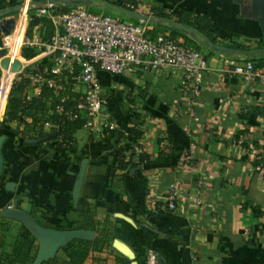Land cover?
<instances>
[{"label":"crops","instance_id":"obj_1","mask_svg":"<svg viewBox=\"0 0 264 264\" xmlns=\"http://www.w3.org/2000/svg\"><path fill=\"white\" fill-rule=\"evenodd\" d=\"M137 1L156 5L170 15L171 21L177 22L176 14L189 23L204 20L206 32L214 39L211 43L231 49L209 47L204 43L208 40L201 41L199 37L203 36L188 26L190 34H176L182 41L189 35L203 43L196 49L206 62L193 104L196 119L187 114L175 72L140 69L114 76L97 71L102 111L110 114L114 128L92 134L79 127L65 146H59L55 126L49 122L52 127L43 129L41 122L53 113L55 101L75 93L72 74L63 73L59 88L48 92L30 85L25 76L49 64L50 56L36 48L32 40L48 39L54 30L51 17L58 8L55 3H63L52 0L30 7L38 21L29 26L28 9L23 24L22 17L18 18L7 53L10 62L16 60L17 69L0 67V136H4L0 145V210L20 209L41 226L60 229L78 217V202L88 203L96 229L93 237L97 235L103 242L91 249L81 264H120V259L144 264L148 250L155 254L157 264H264V233L260 229L264 216L254 218L248 207L241 209L242 202L248 201L264 211V66L254 67V76L248 82L227 72L230 62L249 61L264 49L255 0ZM86 2L100 12L110 10L109 3ZM13 15L0 19V25L6 20L14 23ZM167 22L156 18L154 33L169 34ZM152 23L148 25L153 29ZM233 44L249 47L250 51L235 49ZM4 79L8 81L6 86ZM21 79L26 108L19 113L20 118L10 119L6 102L12 84ZM37 99L39 105L34 103ZM32 118L37 119L33 130L24 131V124ZM129 129L139 132L137 150L149 161L139 163L134 154L133 164L123 172L115 166L129 139ZM37 130L39 137L49 133L55 136L28 143L26 140L38 138L31 137ZM188 152L193 170L183 162ZM159 155L165 157L159 160ZM82 159H86V165L79 197L73 204L72 191ZM138 169L146 178L145 193L132 182V173ZM7 182L12 183L10 189L5 188ZM197 182L202 189L198 207L185 196ZM171 183L184 195L176 198L173 211L163 203ZM5 220L10 227L19 224ZM115 241L123 243L133 257L123 254Z\"/></svg>","mask_w":264,"mask_h":264},{"label":"built area","instance_id":"obj_2","mask_svg":"<svg viewBox=\"0 0 264 264\" xmlns=\"http://www.w3.org/2000/svg\"><path fill=\"white\" fill-rule=\"evenodd\" d=\"M30 1H20L23 6L14 12L12 28L0 33V52H4L3 55H7L11 40L15 37V25L20 16L24 23ZM125 7L127 11L151 15V6L145 2L137 1L134 5L125 4ZM9 15L12 16V13ZM51 20L54 30L48 39L32 40L36 48L50 56V62L47 66L28 72L25 78L38 90L45 87L55 91L59 88L60 76L63 73L72 74L74 92L77 94L74 105L71 109H64L62 103L66 99L62 97L57 100L53 112L81 118V127L92 134L112 130L114 125L110 114L102 111L103 100L96 72L104 71L120 76L149 69L178 74L177 90L188 116L196 119L193 104L202 81V72L206 69V62L196 49L178 38H171L166 32L151 35L152 28L147 21L125 22L107 13L89 11L81 6L55 12ZM20 44L19 40L17 56ZM229 64L231 68L227 72L244 82L254 76V67L250 61ZM41 125L43 129L52 127L48 121L41 122ZM183 162L193 170L191 153L184 154ZM178 196L182 198L184 195H180L173 183L169 184L163 196V203L168 210L175 209L174 201ZM185 196L194 206H200V184L197 182ZM144 264H157L152 251L146 252Z\"/></svg>","mask_w":264,"mask_h":264},{"label":"trees","instance_id":"obj_3","mask_svg":"<svg viewBox=\"0 0 264 264\" xmlns=\"http://www.w3.org/2000/svg\"><path fill=\"white\" fill-rule=\"evenodd\" d=\"M33 1H43V0H33ZM109 4L113 3V0H100ZM137 2V0H119L118 7L125 10V4H131L134 5ZM20 3V0H0V10H3L5 8L12 7L13 5ZM68 4H62L60 5V11H65L69 9ZM74 6V5H73ZM151 14L154 18L171 21L172 18L169 14L164 13L159 8H156V5H152L150 7ZM31 9H28V16L30 18L29 20V26L37 23L38 19L32 15ZM176 21L182 23L185 26H188L192 28L193 30H196L199 32L204 39L214 42V39L209 35V33L206 32L207 24L204 23V20L196 19L195 22L189 23L186 21L183 17H181L179 14H176ZM151 24V23H150ZM205 24V25H204ZM152 25L156 26V22L152 23ZM167 27L170 29L169 36L171 38H175V35L180 33L179 31L171 28L167 25ZM154 29V28H153ZM153 29L150 30L151 35L156 32ZM186 38V37H185ZM184 42L194 49H197V46H195L193 43L187 42V40H184ZM230 46V45H228ZM233 48L239 49L241 51H250L249 47H243L241 45H232ZM257 49L260 48V43H257ZM253 67H261L264 66V54L263 53H257L251 58L248 59ZM72 80V79H71ZM5 81V86L7 85L8 81ZM0 87L3 82V74L1 73V80H0ZM23 82L24 80L21 79L19 82L12 84V87L10 89V96H8L7 102H6V114L8 118H20L19 113H22L23 110L26 108L24 106L23 97L21 96L22 90H23ZM71 82V81H70ZM45 88V87H44ZM47 89V88H46ZM49 91V89L45 90ZM77 98L76 93H71L68 95L67 99L63 101L62 105L64 109L68 108L71 109L74 105V101ZM34 103H37L39 105V100H35ZM57 103L55 101L53 103L52 108H54V105ZM43 120H46L50 122L52 125H54V130L56 132L55 139L59 138L57 140V144L59 146H65L70 140H71V133L81 127L82 125V119L81 118H71L70 116L64 114V113H55L53 112ZM37 119L32 118V120L29 123L24 124V131L31 129V131L34 128V124ZM42 121V120H41ZM20 133L23 135V131H20ZM25 136V135H23ZM40 131L37 130L34 133H32L31 137H39ZM139 136V132L134 129H129V139L126 141L122 148L120 155L117 158L116 163V170H121L123 172L126 171V169L133 164V155L136 154L137 161L139 163L147 162L148 156L144 153L138 152V150H134V147H136V140ZM165 155H159L157 158L159 160L163 159ZM253 163H257V161H253ZM262 178L264 180V168L262 170ZM132 182L135 187H137L142 193H145L147 191V184H146V178L142 174V171L140 169L135 170L132 173ZM248 207L250 214L254 218H259L264 216V211L261 206L259 205H251L248 201H243L241 204V209H245ZM75 211L77 212V218L72 220L70 225L68 227H62L59 230H65V229H81V230H90L93 232H96L95 224L92 219V212L91 208L88 203L84 201H80L76 204ZM5 218L0 217V264H31V261L33 259L34 253H35V241L33 237L30 235V233L21 225L18 224L15 233L12 236L11 241L8 243V250L5 249L4 244V238L7 236L9 232V224L5 222ZM261 231L264 233V222L263 225L260 226ZM103 241L98 238L97 235L92 237L91 240H85V239H73L64 246H61L59 250L57 251V254L51 259H48L45 262H42L41 264H81V262L84 260L88 252L98 247ZM120 264H129L128 260L126 259H120Z\"/></svg>","mask_w":264,"mask_h":264},{"label":"water","instance_id":"obj_4","mask_svg":"<svg viewBox=\"0 0 264 264\" xmlns=\"http://www.w3.org/2000/svg\"><path fill=\"white\" fill-rule=\"evenodd\" d=\"M46 1L52 2V0L30 1L27 5V8L34 7L35 5H40L41 3L46 2ZM71 1L76 4L83 3V0H71ZM61 2L63 4H66V1L64 0H61ZM254 4L256 8V15H257V20H258L260 29L264 33V13H263L264 0H255ZM22 6H23L22 3H17L13 5L12 7L0 10V18L19 11L22 8ZM127 14L136 20L147 21L150 23L156 22V18H154L151 15L141 14V13H137L133 11H127ZM167 25L175 30L182 31L187 34H190L191 32L189 28L175 21H168ZM12 26H13L12 20L3 21L2 24L0 25V31L8 32L12 28ZM204 43L208 45L209 47H214L217 50H221V51L231 50L222 45L212 44L210 41H205ZM258 52L264 54V49L258 50ZM0 57H1L0 67H5L7 58L5 57V55H1ZM17 66L18 65H17L16 60H13L10 65V69L16 70ZM54 136H55V133H49L44 136H41L35 139H29L26 141L28 143H38L43 140L53 138ZM3 139H4V136L3 135L0 136V145ZM85 165H86V159H82L79 164L78 172L76 175V180H75L73 191H72L73 204H76L78 197H79V190H80V186H81L82 179H83ZM1 169H2V158L0 156V172H1ZM133 169L134 168H131L130 171H132ZM10 187H12V183L7 182L5 184V188L10 189ZM0 217L11 219L13 221L18 222L30 233V235L35 240L36 250H35L33 259L31 261V264H41L42 262H45L48 259L53 258L61 246H64L65 244H67L73 239L91 240L93 237V231H90V230H81V229L59 230V229L41 226L26 212L20 209H16V208L7 207L4 209H1ZM115 244L123 254L129 256V258L133 257L131 252L128 250V248L123 243L115 241Z\"/></svg>","mask_w":264,"mask_h":264},{"label":"rangeland","instance_id":"obj_5","mask_svg":"<svg viewBox=\"0 0 264 264\" xmlns=\"http://www.w3.org/2000/svg\"><path fill=\"white\" fill-rule=\"evenodd\" d=\"M21 1V0H20ZM67 2V4L69 5L68 7L69 8H71V7H73V5L74 6H81L82 8H84V9H86V10H89V11H93V12H100V11H98V10H96L94 7H92V6H89L88 5V2H86V0H83V3H84V5L83 4H76V3H74V2H72V1H69V0H66ZM92 2V1H91ZM90 2V3H91ZM140 2H145L146 3V1H140ZM119 3V0H113V3L110 5V10H109V12L107 13V14H109V15H111V16H115V17H117V18H120L121 20H123V21H125V22H128V21H130V22H132V23H137L138 21L136 20V19H133L132 17H130L129 15H127V10H123V9H120V10H118L116 7H118V4ZM57 6H58V8H57V10H56V12H59L60 11V4H59V2L58 3H55ZM116 11H120L121 13H119V14H121V15H115V14H113V12H116ZM60 12H63V11H60ZM150 12H151V10H150ZM12 14H15V13H12ZM151 16H152V14H151ZM4 17H6V16H4ZM20 17H22V16H20ZM3 17H1L0 19H2ZM149 24H150V22H148ZM153 31L155 30L156 31V26H153ZM162 32V31H161ZM0 33H1V31H0ZM175 38H177L176 37V35H175ZM182 38V37H181ZM183 39V41L184 40H187V42H190L191 41V43L190 44H194L195 46H199L200 47V45H202L203 43H201V42H197V40H196V38L194 37V36H189L188 35V37H186L185 38V36H184V38H182ZM199 39H201V41H203L204 40V38L203 37H199ZM192 44V45H193ZM3 53L4 52H0V56L1 55H3ZM16 228H17V226H9V234L11 235V234H14L15 233V231H16ZM10 235H7V238L5 239V245H7V243H9L11 240V238H10Z\"/></svg>","mask_w":264,"mask_h":264},{"label":"bare ground","instance_id":"obj_6","mask_svg":"<svg viewBox=\"0 0 264 264\" xmlns=\"http://www.w3.org/2000/svg\"><path fill=\"white\" fill-rule=\"evenodd\" d=\"M5 57L7 58V62H6V66L3 67V68L10 69L11 62H10L9 58L7 57V55H5ZM10 70H11V69H10ZM11 71H12V70H11Z\"/></svg>","mask_w":264,"mask_h":264}]
</instances>
